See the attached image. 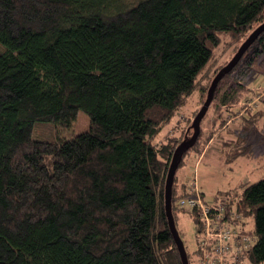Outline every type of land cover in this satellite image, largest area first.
I'll list each match as a JSON object with an SVG mask.
<instances>
[{
  "label": "trees",
  "instance_id": "1",
  "mask_svg": "<svg viewBox=\"0 0 264 264\" xmlns=\"http://www.w3.org/2000/svg\"><path fill=\"white\" fill-rule=\"evenodd\" d=\"M262 23L264 0H0V264H183L165 186L193 129L186 135L179 124L161 134L191 96L208 94L224 67L211 70L222 46L238 51ZM263 55L264 32L219 82L212 104L232 118L246 109L232 102L240 85L219 96L221 86L230 75L244 80ZM249 110L229 131V163L249 151ZM79 111L88 131L35 137L71 127ZM213 137L198 138L180 166ZM177 173L178 229L187 213L176 204L187 189ZM242 185L215 197L253 220L246 256L264 264V180Z\"/></svg>",
  "mask_w": 264,
  "mask_h": 264
},
{
  "label": "rangeland",
  "instance_id": "2",
  "mask_svg": "<svg viewBox=\"0 0 264 264\" xmlns=\"http://www.w3.org/2000/svg\"><path fill=\"white\" fill-rule=\"evenodd\" d=\"M222 48L223 50L219 51L211 70L228 64L237 52H235V49L232 46H222ZM202 79V82L205 83L207 78L202 77ZM235 84L244 87L242 89L240 86H237L236 91L233 89L236 96L235 98L233 97L234 100L232 102L235 103L236 98L237 101L239 100L235 104L236 110L241 111L244 108H250L244 119L256 121L247 144H242L243 146H249L248 153L246 156L238 158L233 163H229L226 156L224 157V150H226L227 153L235 151L234 145L231 144V140H234L235 137L232 138V135L229 137V131L239 130V123H241L240 113L244 112L246 109L238 112L239 114L238 116L236 115L237 117L232 118L233 114H230V112H228L229 114L227 112L224 114L223 110L225 109H221L215 102L211 105L207 116L201 123L203 134L201 133L202 136L200 135L201 141L204 143L207 139L206 137L209 136L210 133L213 134V142L210 143L211 145H208L209 142L212 141L210 140L208 144H205L201 157L199 154L190 151L185 156L184 162L177 171L176 182L179 187H184L182 184L183 182H186L187 188V182L191 183V180L196 174L198 189L201 193H204L205 200L209 204H213L217 201L215 196L218 192L229 191L241 187L240 185L242 184L246 185L264 180V96L262 97V94L264 93V55L254 61L250 73L244 77V80H241L240 78L237 79L235 74L228 76L221 86L219 96L228 92L230 86ZM210 86L211 83L209 87ZM206 99L207 93L204 98H201L200 90L191 96L184 108L181 109L164 128L161 137H163V135L165 136V133L172 131L174 126H178L179 124L181 132L183 133L184 131V134L187 135V128H191L195 117L203 107ZM223 119L228 121L227 123H230L228 126L230 129H228V132L226 130L222 131L223 134L219 132V136H216L219 131V124ZM179 121L181 123H179ZM89 127V116L85 112L79 111L77 119L72 123L71 127L61 131L55 129L54 131H52V129H49L48 131L38 129L35 133V137L44 141L57 140V136H66L67 138H70L69 136H75L88 131ZM171 133L172 132H170V134ZM192 134L193 131H191L190 137H192ZM207 146L210 147L207 148ZM241 188H243V185ZM250 224L253 226V220L251 219ZM178 230L180 231L186 250L190 253V256L193 255V258L195 259V253L198 247V229L194 224L193 219L187 214H182L178 220Z\"/></svg>",
  "mask_w": 264,
  "mask_h": 264
},
{
  "label": "built area",
  "instance_id": "3",
  "mask_svg": "<svg viewBox=\"0 0 264 264\" xmlns=\"http://www.w3.org/2000/svg\"><path fill=\"white\" fill-rule=\"evenodd\" d=\"M196 180L195 174L176 204L198 227L195 264H250L246 255L255 244L250 219L231 200L207 203Z\"/></svg>",
  "mask_w": 264,
  "mask_h": 264
},
{
  "label": "water",
  "instance_id": "4",
  "mask_svg": "<svg viewBox=\"0 0 264 264\" xmlns=\"http://www.w3.org/2000/svg\"><path fill=\"white\" fill-rule=\"evenodd\" d=\"M264 32V23H262L260 26H258L247 38V40L240 46L234 57L230 60V62L225 65L215 76L213 79L211 86L208 90L207 99L195 117L192 129L193 134L192 137L186 138L177 148L172 162L169 167L167 179H166V186H165V209H166V215L168 218V223L170 230L173 234V237L175 239L176 245L178 247L181 260L183 264H190L187 256L186 247L184 244V241L182 240L179 231L176 227L175 218L173 214V185L175 176L177 173V170L180 166V163L183 160L184 155L189 151L191 148L194 147L196 144L199 135L201 133V123L203 119L205 118L213 100L215 97V93L218 87L219 82L223 79L224 76L228 75L233 71V69L238 65V63L241 61L245 53L248 51V49L256 42V40L259 38V36Z\"/></svg>",
  "mask_w": 264,
  "mask_h": 264
},
{
  "label": "crops",
  "instance_id": "5",
  "mask_svg": "<svg viewBox=\"0 0 264 264\" xmlns=\"http://www.w3.org/2000/svg\"><path fill=\"white\" fill-rule=\"evenodd\" d=\"M213 142V140L211 141V142H209V144L208 145H211L210 143H212ZM210 147V146H209ZM208 146H207V148H209ZM208 150V149H207ZM207 150H206V152H207ZM202 155H200V157H201Z\"/></svg>",
  "mask_w": 264,
  "mask_h": 264
},
{
  "label": "bare ground",
  "instance_id": "6",
  "mask_svg": "<svg viewBox=\"0 0 264 264\" xmlns=\"http://www.w3.org/2000/svg\"><path fill=\"white\" fill-rule=\"evenodd\" d=\"M204 195V194H203ZM204 197H205V195H204Z\"/></svg>",
  "mask_w": 264,
  "mask_h": 264
}]
</instances>
